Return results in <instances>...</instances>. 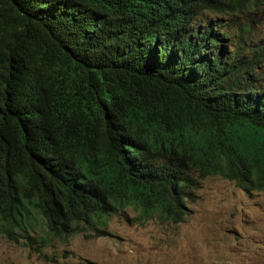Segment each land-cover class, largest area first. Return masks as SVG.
Wrapping results in <instances>:
<instances>
[{
	"label": "trees",
	"instance_id": "obj_1",
	"mask_svg": "<svg viewBox=\"0 0 264 264\" xmlns=\"http://www.w3.org/2000/svg\"><path fill=\"white\" fill-rule=\"evenodd\" d=\"M263 11L0 0V231L101 236L128 209L181 223L210 176L264 191V40L230 42Z\"/></svg>",
	"mask_w": 264,
	"mask_h": 264
},
{
	"label": "rangeland",
	"instance_id": "obj_2",
	"mask_svg": "<svg viewBox=\"0 0 264 264\" xmlns=\"http://www.w3.org/2000/svg\"><path fill=\"white\" fill-rule=\"evenodd\" d=\"M257 18L244 38L230 42L246 52L263 46L264 11ZM188 209L181 223L128 209L113 215L101 236L85 231L43 245L0 231V264H264V191L210 176Z\"/></svg>",
	"mask_w": 264,
	"mask_h": 264
}]
</instances>
